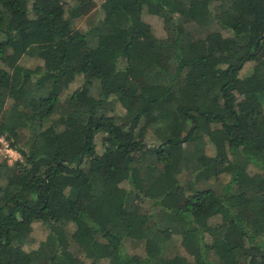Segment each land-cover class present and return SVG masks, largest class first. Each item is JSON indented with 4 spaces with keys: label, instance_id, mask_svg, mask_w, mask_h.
Instances as JSON below:
<instances>
[{
    "label": "trees",
    "instance_id": "16d2710c",
    "mask_svg": "<svg viewBox=\"0 0 264 264\" xmlns=\"http://www.w3.org/2000/svg\"><path fill=\"white\" fill-rule=\"evenodd\" d=\"M87 1L0 0V264H264V0Z\"/></svg>",
    "mask_w": 264,
    "mask_h": 264
},
{
    "label": "rangeland",
    "instance_id": "374dc122",
    "mask_svg": "<svg viewBox=\"0 0 264 264\" xmlns=\"http://www.w3.org/2000/svg\"><path fill=\"white\" fill-rule=\"evenodd\" d=\"M67 1H70V0H67ZM100 1L101 0H89L87 1V3L85 4V13L84 15L82 16V18L80 19V22L77 23V26L79 28H82L83 27V19L88 15L90 14L91 12L93 11H96L98 6L100 5ZM145 21L151 25L152 27V30L153 32L156 34V35H161V28H160V23L156 20V19H152V18H146ZM13 59L11 60V58L8 60V63H10V65L12 66V69H17L18 70V67H24V66H28V65H42V62L41 61H38V60H30L29 62L24 58V57H20V55L18 54H15L13 53ZM159 66L160 67H164L165 66V62L163 60H161L159 62ZM246 71V68L243 69V71L241 72V75ZM244 75V74H243ZM78 84V80H74L71 84H69V86L67 87V91L68 90H72L76 85ZM115 111L116 113H121V110L118 106H116L115 108ZM18 157L16 156V154L13 156V160ZM17 159V158H16ZM13 160H10V161H13ZM33 237L35 239H39L42 235H43V230L38 226V225H35L34 227V230H33ZM234 239H236L237 241H239L240 239H237L236 237H233ZM130 252H137L139 254H144V246H141V247H138L136 249H132V248H129L128 249ZM182 253H184L183 249L181 250Z\"/></svg>",
    "mask_w": 264,
    "mask_h": 264
},
{
    "label": "built area",
    "instance_id": "2783aa9c",
    "mask_svg": "<svg viewBox=\"0 0 264 264\" xmlns=\"http://www.w3.org/2000/svg\"><path fill=\"white\" fill-rule=\"evenodd\" d=\"M15 154L16 153L8 147L7 142L3 138H0V156L10 161L13 160ZM16 156L18 155L16 154ZM16 158L18 159V157ZM16 158L13 161L17 160Z\"/></svg>",
    "mask_w": 264,
    "mask_h": 264
}]
</instances>
